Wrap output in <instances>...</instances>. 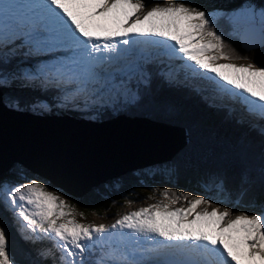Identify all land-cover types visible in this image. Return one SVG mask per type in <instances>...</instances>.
Returning <instances> with one entry per match:
<instances>
[{
    "label": "snow or ice",
    "instance_id": "1",
    "mask_svg": "<svg viewBox=\"0 0 264 264\" xmlns=\"http://www.w3.org/2000/svg\"><path fill=\"white\" fill-rule=\"evenodd\" d=\"M150 0H5L0 15V47L22 41L40 50L57 46L70 49L73 55L67 76L90 79L96 69L116 54L120 46H129L136 37L156 38L165 42L172 56L191 62L194 72L214 74L221 87L241 95L249 111L264 119V66L255 63L237 64L248 59L225 42L213 26L206 11L192 6L188 0L177 3H155ZM147 10L145 11V9ZM264 21V10H245ZM9 51H15L9 49ZM124 52L128 48L123 49ZM98 56L100 59H98ZM228 61L219 63L218 61ZM63 76V75H62ZM165 200L142 206L120 216L113 224L85 223L76 219L77 212L57 191L49 190L46 182L32 179L17 186L5 187L0 196L10 207L17 231L26 241L50 239L61 252L60 264H85L86 254L97 247L103 251L108 244L105 234L111 230H128L142 256L159 248H173L185 258L181 264H264V203L253 205L258 214L201 205L211 204L204 195L163 189ZM191 197V198H189ZM150 199L152 197H149ZM181 199L187 207H171ZM131 203V201H127ZM191 217V218H190ZM30 235H25V233ZM123 236V235H122ZM148 237L153 245L143 246L138 237ZM159 237L167 245L156 241ZM117 261L126 264L128 250L124 247L104 252L96 264ZM0 264H17L10 251L5 221L0 219Z\"/></svg>",
    "mask_w": 264,
    "mask_h": 264
},
{
    "label": "trees",
    "instance_id": "2",
    "mask_svg": "<svg viewBox=\"0 0 264 264\" xmlns=\"http://www.w3.org/2000/svg\"><path fill=\"white\" fill-rule=\"evenodd\" d=\"M203 1L223 11L214 27L225 42L234 47L237 53L249 57L242 60L264 66V45L253 50L242 49L228 21L229 13L239 8L254 7L264 10V0H188L192 6H198ZM207 5L204 9L209 7ZM15 64L16 59L13 57L8 60L0 58V96L1 103L6 108L29 114L47 109L42 113L45 117L69 113L77 119L90 120L97 115L101 118V123L106 118L110 120L109 118L124 115L127 119L146 120L168 128L180 127L186 132V143L169 160L126 169L97 183L80 196L65 192L82 211L100 213L117 203L145 199L148 198L147 190L154 185L164 184L167 189L192 195H204L206 187L208 194L224 203H230L236 198H245L253 205L264 203V142L250 132V128L241 129L231 125L219 110L207 106L193 90L177 88L163 74L150 69L141 83L132 85L133 99L120 98L114 104L115 114L110 111V106L98 105L93 107L96 114H86L83 110L77 112L68 106L64 107V112L57 106L55 92L41 90L40 84L23 79L25 75L15 68ZM14 69L16 74H12ZM87 104L86 101L83 102L82 108H86ZM93 119L97 120L96 117ZM19 169L46 180L51 188L55 186L47 178L19 163H13L9 169L0 173V192L3 191L4 182L18 173ZM253 205L251 210L258 212ZM0 219L5 221V226H17L13 221L12 211L2 196ZM25 235L30 233L26 232ZM25 242L42 263L50 264L47 262L48 257L44 255L45 250L51 252L53 242L50 239ZM53 258V264H59L57 257Z\"/></svg>",
    "mask_w": 264,
    "mask_h": 264
},
{
    "label": "bare ground",
    "instance_id": "3",
    "mask_svg": "<svg viewBox=\"0 0 264 264\" xmlns=\"http://www.w3.org/2000/svg\"><path fill=\"white\" fill-rule=\"evenodd\" d=\"M241 45L246 46L244 42H242ZM232 106L234 105L232 104ZM12 110L16 111L18 109ZM3 111L4 109H1L0 113H2ZM234 113L238 117L242 118V114H240L239 112L234 111ZM4 115L5 113H2V115H0V132L4 131L6 136V130L11 131L10 135L16 137V134H18V132L21 130L20 127L22 126H34L38 124L44 126L46 124H51V133L49 134V136H47L50 137V140H47L46 142L49 146L52 142L57 145L59 162L61 164V169L58 168V170L56 169L55 171L61 173L63 171H66L65 168L70 169L71 171H76V169L80 167H83L84 171H87L86 161L84 160V158L81 161L76 154L79 149H83V146L86 144L84 142V136L86 137V132L83 130H78L75 126H73L74 123L69 118L70 115H66V117H58V115L56 114L52 118L35 117L28 115L27 113H19L18 117L14 118ZM11 116L15 115L13 114ZM91 120L94 123L89 122L88 124L89 128L92 130L89 138L93 140L98 139L100 141L99 146H103L105 153H108V151L114 148L119 151L118 154L109 156L110 160L108 158V155L105 154V160L107 159L109 162L107 164L108 166L106 171H114L116 169L124 168L125 166H131L132 164H135L134 167H139L141 165H147L152 162H158L166 158L170 155L171 152L176 150L179 143V134L176 130L146 120L127 119L124 117V115L115 117L108 123H101L102 120ZM105 121H108V119H106ZM95 123L100 124L97 125ZM71 127H75L76 129H71ZM86 139L88 140V137H86ZM17 141L11 139L9 136L7 137L8 144L9 142L10 144L12 142L15 146H19L20 144L17 143ZM49 141H51V143H49ZM3 142L5 144V140ZM66 142H69V145L68 143L65 144ZM171 148L172 150L170 151ZM154 159H156V161H154ZM36 161L39 162L38 160ZM139 161H141L140 163L143 164H139ZM106 171L101 169L100 172L94 177H85L87 179H84V181L87 183L88 181L99 178L105 175ZM72 175L73 176L71 178L73 179L72 181L74 185H83L80 184L81 179L76 175V172H73ZM31 259L32 258H30L29 260ZM35 261V259L34 261L31 260V264Z\"/></svg>",
    "mask_w": 264,
    "mask_h": 264
},
{
    "label": "rangeland",
    "instance_id": "4",
    "mask_svg": "<svg viewBox=\"0 0 264 264\" xmlns=\"http://www.w3.org/2000/svg\"><path fill=\"white\" fill-rule=\"evenodd\" d=\"M169 2H171V0H150V2L147 4V8H150L155 3H169ZM175 2L181 3V2H185V1H183V0H175ZM202 4H203V7H202ZM202 4L198 3V6H195V5L194 6L195 7H199L203 11H206L208 13V15H209V18L213 22V26H215V22L223 14V11L216 9L215 7H213V5L211 3H206L205 1H203ZM205 5H207L209 7H206L204 9ZM245 5H243V6H245ZM147 8L145 9V11L147 10ZM248 8H254V7L239 8V9L234 10L233 12L229 13L228 21H229L230 26L232 27V30H234L235 33H238L244 26H252L253 27V26H256L258 24H259V26L260 25L261 26L264 25V21H262V19L260 18L259 15H257L255 18H253L251 15H249L245 11ZM254 9H256L257 13L260 10H263L262 8H254ZM230 18H231V20H230ZM143 38H145V37H136L133 43H137L138 41H141ZM133 43L131 45H133ZM131 45H129V46H131ZM10 49H14L15 50V51H8L10 55H16L17 54L20 57V59H21V60H19V63H17L15 65V68L18 71H22V73L26 76L28 81H31L32 83H37V82H39V80H41L42 82H44V83H42L44 85L45 81L40 79L38 76H33L31 71L28 72L29 69H30V66L23 64L24 62L30 63L31 60H29L27 57L25 58L24 52L21 50L22 47L19 44H17V45H14V46L13 45L10 46ZM180 58H182V57H180ZM218 62L219 63H226V61H224V60H220ZM232 62L237 63V64H248V63H250L248 60H235V61H232ZM187 63L191 64V62H187ZM30 64H32V63H30ZM15 71L16 70L14 69V71H13L14 73H12V74H16L17 71L16 72ZM196 71H198V70H196ZM142 74H145V73H142ZM134 75L135 74H133L132 76H134ZM211 75L214 76V74H211ZM13 76H16V75H13ZM22 78L24 79L25 77H22ZM136 78H137V81L141 82L144 77H143V75L140 74ZM102 80L104 81V79H102ZM135 81L136 80L134 78L132 80H130L131 83H133ZM104 83H105V81H104ZM99 86H100V83L97 84L96 88H99ZM104 89H105V91L101 92L102 94L100 96H98L97 98H95L92 101H90L86 105V108H83V111L87 112L86 114H90V113H93V114L95 113L96 114L97 111L93 108L94 105H98L99 107L100 106H103V107L104 106H110V108H111L110 111L113 114H115L116 113V110H115L116 108H115L114 104L116 102H118L120 98L121 99H131V98L133 99V90H132L131 86L126 81L123 82V83H120V82L116 83L115 85L108 84V85L105 86ZM71 94H73L72 91L65 92L63 94L62 93L59 94V97H58V100H57L59 102V104H60L59 108H61L63 110L65 106L66 107L68 106V108H71V104L75 105V103H74L75 99L73 98V96L72 97L70 96ZM231 103L233 104V102H229L228 106L229 105L232 106ZM62 104H63V107L61 106ZM0 110H1V105H0ZM44 112L45 111L41 110L40 114L38 112H33V114H39L38 116L45 117L44 115H42V113H44ZM95 117L97 118V120H101V118L97 117V115H95ZM95 117L94 116L91 117L90 120L95 118ZM109 119H111V118H109ZM50 129H51V127H50ZM71 129H76V128L75 127H73V128L71 127ZM171 150H172V148L170 149V151ZM170 151H169V153H170ZM173 152H171V153H173ZM155 158H157V157H155ZM154 161H156V159H154ZM140 162L141 161H139L138 163L139 164H143V163H140ZM134 166H135V164H132L131 166H128V167L125 166L124 168L116 169L113 172L112 171H106L107 170V168H106L105 169V171H106L105 175H103L101 178L105 179L107 177H110L112 175H115V174H118L120 172H123L124 170L132 168ZM141 166H139V167H141ZM32 179H39V180H41L43 182H46L48 184V186H49V190L57 191L60 195L64 196L71 204L75 205V208H76L77 212H83L85 214L83 217L77 215L76 216L77 220H79L81 222H85V223L105 224V225L113 224L120 216H122V214L124 215V214H126L128 212H131L133 210H136V209H138V208H140L142 206H147L149 204L165 200V197L162 196L161 192H162L163 189L167 188L166 184L160 185V186L159 185H154V187H151L149 191L148 190L146 191L147 192L146 195H148V198L147 197H145V199L140 198L139 200H136V201H133V202L131 201V203H126V202H124L123 204L117 203V204L112 205L109 209L101 211L100 213L82 211L79 208L78 204L75 203L72 200L71 196L67 195L64 190H62L61 188L56 187V186H53L51 188V185L46 180H44L42 178H38L35 175L29 173L28 171H26L24 169H19L18 173L14 174L12 177H10V179H7L4 182L2 188L3 189L5 187L11 188V187L17 186V185H19L21 183L30 182ZM206 189H208V188L204 187V192H205L204 196L207 199L211 200V204H209V205H201L197 209L198 211H202L205 207H207L208 210L211 211V209L213 207L219 206L221 210H223L224 208L232 209L233 210V213H232L233 214V218H234V216L236 214H239L240 212H243V211H247L249 215L258 214V212H253L251 210V207H252V205L254 203H248L247 202L248 200L245 199V198L240 200L239 202H237V200H239V198H237L236 201L227 204V203H224L221 200L215 198L214 195L208 194ZM214 189L218 190V188H216V187H214ZM216 194H218V193H216ZM193 196H196V195H193ZM149 197H152V198L150 199ZM189 198H191V197H189ZM170 206L171 207H187V201L181 199L177 203L172 204ZM124 232L125 231H118V230H111L110 229V232L105 234V239L106 240L111 239V238L112 239H111V241L109 242L108 245L104 246V248L107 247V246L108 247L110 246L111 249H119L120 246L118 247V245H120L121 240H125L128 243L129 242L133 243V241H131V240H129V239H127L125 237ZM97 248H100V247H97ZM108 250L109 249L101 251L99 253V259L101 257H103L104 252H106ZM108 264H109V262H108Z\"/></svg>",
    "mask_w": 264,
    "mask_h": 264
},
{
    "label": "water",
    "instance_id": "5",
    "mask_svg": "<svg viewBox=\"0 0 264 264\" xmlns=\"http://www.w3.org/2000/svg\"><path fill=\"white\" fill-rule=\"evenodd\" d=\"M249 29L250 27H245L243 29L244 32L240 35V39L242 38V36H244V34H246V32H248ZM250 36H253V35H250ZM247 38L248 37L242 39L241 41ZM254 38H255L254 36L249 37V39L252 41L254 40ZM259 38L260 39H258L257 46H260L263 44L264 36L262 32L259 33ZM245 42L247 43V40H245ZM1 100H2V97L0 96V105H1V109H4V111L2 112V113H5L4 116H9V117L14 118V117H18L19 113H22V112L18 113L17 111L12 110V108L11 109L6 108L1 103ZM2 113H0V115H2ZM13 114L15 116H11ZM27 114L31 116H35L31 113L30 114L27 113ZM35 117H41V116L36 115ZM50 117L52 118L53 116H50ZM69 118L71 119L72 117H69ZM71 120L74 123L73 126H75L78 130L85 131L86 137H88V140H87L86 137L84 136V142L86 144L84 143L85 145L83 146V149H79V151L76 153L78 155V158L81 161L83 158L86 161L87 171L86 170L84 171L83 167H80L81 169L80 168L76 169V171H73V170L71 171L70 169H66V168H65L66 171L62 170L63 172L61 173H58L57 171H55L56 169L58 170V168L61 169L60 167L61 164L59 162L57 145H55L54 142L51 143V141H49V143H51V145L49 146L48 143L46 142L47 140H50V137H47V136H49V134L51 133V129H50L51 124H46L44 126H41V124H38L34 126L25 125V126L20 127L21 128V130L19 131L20 133L18 132V134H16L17 135L16 137H14L13 135H10L11 131L6 130V129L5 130H6L7 136L4 131L0 132L1 133L0 134V173L9 169L13 163H19L23 165L26 169L36 174H39L43 176L44 178H47L56 187L61 188L67 194H71L73 196H80L84 194L87 190H89L92 186L103 181L104 179L101 178L102 176L99 178L93 179L92 181H88L87 182L88 184L84 181V179H87L85 178L87 176L94 177L96 174L100 172L101 169L105 170L108 166L107 164L109 163L107 159L105 160V156L108 155V158H109V156L111 155L118 154L119 151L116 148H114L108 151V153H105L103 146H99L100 141L98 139L93 140L89 138L92 130L89 128L88 124L89 122L94 123L92 120L76 119V118H72ZM112 120L110 119L109 121H103V123H108ZM95 124L99 125L100 123H95ZM172 129L176 130L179 134V135L177 134L179 137L178 138L179 143L177 145V149L174 150V152L171 153L169 156H167L166 158L158 162L169 160L186 143L187 136H186L185 130L180 127H176ZM8 136L11 139H14L16 141L18 140L17 143H19L20 145L15 146L12 142H11L12 145L10 144V142L8 144L7 143ZM4 140H5V144L3 142ZM67 143L69 145V142H66L65 144ZM36 160H38L39 162H37ZM153 163H157V162H152L149 164H153ZM73 172H76V175L79 176V178L81 179L80 184H83V185H78V186L74 185L72 181L73 179L71 178L73 176L72 175ZM6 228H7V235L9 238L10 251L12 255L14 256L15 260L17 261V264H31V260L34 261V259L36 261L33 262L32 264H42L41 261H39L38 257L26 246V244L22 242L18 231L10 224H7ZM30 258L32 259L29 260Z\"/></svg>",
    "mask_w": 264,
    "mask_h": 264
}]
</instances>
